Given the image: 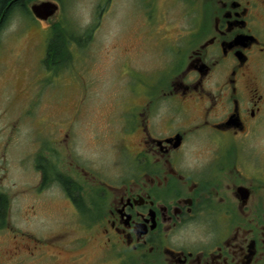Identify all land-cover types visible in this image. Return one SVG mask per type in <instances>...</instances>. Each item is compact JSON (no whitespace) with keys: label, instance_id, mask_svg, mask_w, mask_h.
I'll use <instances>...</instances> for the list:
<instances>
[{"label":"flooded vegetation","instance_id":"1","mask_svg":"<svg viewBox=\"0 0 264 264\" xmlns=\"http://www.w3.org/2000/svg\"><path fill=\"white\" fill-rule=\"evenodd\" d=\"M195 2L163 77L124 64L113 172L62 110L25 148L36 183L13 193L48 196L23 222L0 206V264H264V0Z\"/></svg>","mask_w":264,"mask_h":264},{"label":"rangeland","instance_id":"2","mask_svg":"<svg viewBox=\"0 0 264 264\" xmlns=\"http://www.w3.org/2000/svg\"><path fill=\"white\" fill-rule=\"evenodd\" d=\"M52 1L59 9L48 22L16 9L0 26V192L12 221L28 219L20 215L26 206L46 204L48 190L13 192L36 183L32 165L26 169L22 158L30 143L44 139L47 119L62 110L65 116L76 114L79 125L89 124L78 140L92 138V161L111 172L123 157L118 147L126 145L121 111L139 100L125 94L135 81L124 83V64L141 77L162 71V51L197 15L195 0ZM54 31L63 32L71 55L66 64L48 68L43 61ZM37 220L46 216L40 213Z\"/></svg>","mask_w":264,"mask_h":264},{"label":"trees","instance_id":"3","mask_svg":"<svg viewBox=\"0 0 264 264\" xmlns=\"http://www.w3.org/2000/svg\"><path fill=\"white\" fill-rule=\"evenodd\" d=\"M32 0H0V26L5 22L7 18V13L13 9H24L23 11H28L27 3ZM29 12V11H28ZM56 25V28H58ZM61 27V26H60ZM57 30V29H56ZM52 32L50 39L47 42L44 65L50 68V66H59L61 64H66L69 60L70 48L67 42H64L63 32ZM80 39V37H79ZM79 41V40H78ZM76 42V41H75ZM63 47V49L59 48ZM3 197L0 196V206L5 204Z\"/></svg>","mask_w":264,"mask_h":264},{"label":"water","instance_id":"4","mask_svg":"<svg viewBox=\"0 0 264 264\" xmlns=\"http://www.w3.org/2000/svg\"><path fill=\"white\" fill-rule=\"evenodd\" d=\"M30 10L36 18L47 20L48 18L55 15L56 11L58 10V6L55 2L46 0L33 3L30 6Z\"/></svg>","mask_w":264,"mask_h":264}]
</instances>
